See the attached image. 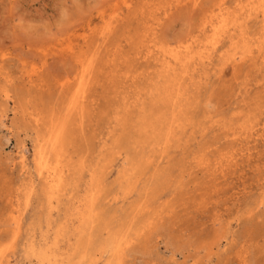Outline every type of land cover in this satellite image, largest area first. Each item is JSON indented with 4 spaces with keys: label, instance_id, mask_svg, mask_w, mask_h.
<instances>
[{
    "label": "rangeland",
    "instance_id": "1",
    "mask_svg": "<svg viewBox=\"0 0 264 264\" xmlns=\"http://www.w3.org/2000/svg\"><path fill=\"white\" fill-rule=\"evenodd\" d=\"M0 264H264V0H0Z\"/></svg>",
    "mask_w": 264,
    "mask_h": 264
},
{
    "label": "bare ground",
    "instance_id": "2",
    "mask_svg": "<svg viewBox=\"0 0 264 264\" xmlns=\"http://www.w3.org/2000/svg\"><path fill=\"white\" fill-rule=\"evenodd\" d=\"M229 23V22H228ZM201 31V30H200ZM187 52V51H186ZM86 64V63H85ZM87 69L86 68H83V70H82V76H83V73H85L84 71H86ZM75 104H76V102H72V105H70L69 106V109H71V108H73L74 106H75ZM49 170V169H48ZM52 171H53V169H52ZM57 171V170H56ZM52 173V172H51ZM52 177H53V174H52ZM56 179V178H55ZM55 184H56V182H55Z\"/></svg>",
    "mask_w": 264,
    "mask_h": 264
}]
</instances>
